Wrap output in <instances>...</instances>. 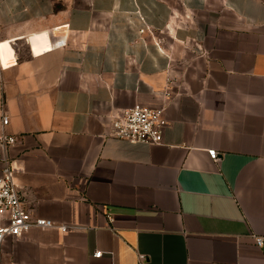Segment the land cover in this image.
Returning a JSON list of instances; mask_svg holds the SVG:
<instances>
[{
    "label": "crops",
    "instance_id": "crops-1",
    "mask_svg": "<svg viewBox=\"0 0 264 264\" xmlns=\"http://www.w3.org/2000/svg\"><path fill=\"white\" fill-rule=\"evenodd\" d=\"M136 104L161 143L109 134ZM2 134L0 176L55 226L0 264H264V0H0Z\"/></svg>",
    "mask_w": 264,
    "mask_h": 264
},
{
    "label": "built area",
    "instance_id": "built-area-1",
    "mask_svg": "<svg viewBox=\"0 0 264 264\" xmlns=\"http://www.w3.org/2000/svg\"><path fill=\"white\" fill-rule=\"evenodd\" d=\"M140 32L143 34L145 30L141 29ZM51 44L52 46L48 50L65 47L66 38L64 35L55 33ZM3 124H8L7 115H3ZM167 124L168 121L162 110L136 104L132 108L123 111L112 121L109 134L133 142L159 144L163 141V133ZM16 140L11 135H0V144L4 151L15 144ZM208 154L215 161L219 159V152L216 149H210ZM4 162L6 165L0 176V243L7 237H23L35 228L54 227L55 224L52 220L35 216L24 207L13 179L11 164L7 159ZM61 229L66 232L68 227L63 226ZM263 242V237H256L257 245L261 246ZM95 256L101 257L102 252L95 253ZM141 259H144V257L141 256Z\"/></svg>",
    "mask_w": 264,
    "mask_h": 264
},
{
    "label": "rangeland",
    "instance_id": "rangeland-1",
    "mask_svg": "<svg viewBox=\"0 0 264 264\" xmlns=\"http://www.w3.org/2000/svg\"><path fill=\"white\" fill-rule=\"evenodd\" d=\"M56 7L58 6V8H62L64 6H66L67 4L71 5V4H75V3H81L83 0H54Z\"/></svg>",
    "mask_w": 264,
    "mask_h": 264
},
{
    "label": "trees",
    "instance_id": "trees-1",
    "mask_svg": "<svg viewBox=\"0 0 264 264\" xmlns=\"http://www.w3.org/2000/svg\"><path fill=\"white\" fill-rule=\"evenodd\" d=\"M56 8L58 9V6Z\"/></svg>",
    "mask_w": 264,
    "mask_h": 264
}]
</instances>
